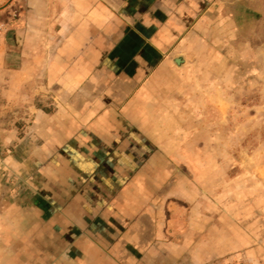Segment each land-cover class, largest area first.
<instances>
[{
  "label": "crops",
  "instance_id": "1",
  "mask_svg": "<svg viewBox=\"0 0 264 264\" xmlns=\"http://www.w3.org/2000/svg\"><path fill=\"white\" fill-rule=\"evenodd\" d=\"M3 1L20 57L0 74L19 98L1 107L0 174L18 181L0 183V264L205 261L209 205L181 151L195 114L176 112L221 0Z\"/></svg>",
  "mask_w": 264,
  "mask_h": 264
},
{
  "label": "rangeland",
  "instance_id": "2",
  "mask_svg": "<svg viewBox=\"0 0 264 264\" xmlns=\"http://www.w3.org/2000/svg\"><path fill=\"white\" fill-rule=\"evenodd\" d=\"M2 9L0 74L17 68L20 57L12 29L17 14ZM208 30L207 62L192 91L195 105L176 112L195 114L196 124L186 128L194 140L182 143L181 151L195 152L191 177L209 205L205 261L194 262L264 264V0H221ZM10 87L0 83L1 119H14L12 109L2 111L3 103H19L3 95ZM2 157L0 151V167ZM16 181L0 174L7 188Z\"/></svg>",
  "mask_w": 264,
  "mask_h": 264
}]
</instances>
